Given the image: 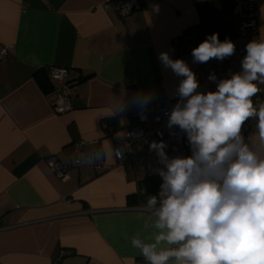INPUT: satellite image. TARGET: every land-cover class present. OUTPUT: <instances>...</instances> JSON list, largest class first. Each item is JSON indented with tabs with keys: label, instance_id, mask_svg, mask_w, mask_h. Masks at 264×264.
<instances>
[{
	"label": "crops",
	"instance_id": "0c3cea01",
	"mask_svg": "<svg viewBox=\"0 0 264 264\" xmlns=\"http://www.w3.org/2000/svg\"><path fill=\"white\" fill-rule=\"evenodd\" d=\"M257 7L264 36V0ZM234 16V0H0V264H147L131 239L148 235L144 207L160 185L146 191L136 157L118 162L115 138L149 125L148 96L176 97L181 78L160 52L182 58L199 86L216 84L217 59L191 52L212 33L233 40ZM53 65L73 69V110L54 111ZM250 140L264 157L258 134ZM81 141L110 167L59 177L49 160L70 162Z\"/></svg>",
	"mask_w": 264,
	"mask_h": 264
},
{
	"label": "clouds",
	"instance_id": "9594fccd",
	"mask_svg": "<svg viewBox=\"0 0 264 264\" xmlns=\"http://www.w3.org/2000/svg\"><path fill=\"white\" fill-rule=\"evenodd\" d=\"M158 11V6H153ZM240 71L217 79L214 91H198L195 73L182 59L160 52L165 69L180 77L176 105L167 126L186 133L190 156L169 157L164 141H153L163 167L156 172L161 184L148 195L142 231L131 246L147 264H264V157L242 134L246 121L255 120V132L264 145V36L245 46ZM235 53L230 39L208 35L192 49L194 63ZM102 149L79 160L95 164Z\"/></svg>",
	"mask_w": 264,
	"mask_h": 264
},
{
	"label": "built area",
	"instance_id": "2783aa9c",
	"mask_svg": "<svg viewBox=\"0 0 264 264\" xmlns=\"http://www.w3.org/2000/svg\"><path fill=\"white\" fill-rule=\"evenodd\" d=\"M135 9L132 4H124L120 7V12L124 15L131 14ZM234 15L236 20L237 33L232 42L235 44L234 55L216 62V72L218 78L229 77L232 73L240 71L241 60L246 55L245 46L254 38L259 39V10L257 0H234ZM8 48L0 45V59L7 54ZM73 69L66 66L53 65L48 68V79L55 83L53 87V97L51 104L56 113H64L75 108L74 92L77 90V83L71 80L70 75ZM260 87L264 88V85ZM216 84H205L199 86L198 91H214ZM178 97L169 99L167 96L159 98H146L147 110L152 116L148 126L142 125L130 126L126 131L115 138L114 154L118 162H128L129 158L136 157L141 166L147 171L149 176H157L156 169L163 167L159 163L155 151L150 150L149 145L153 142L164 141L167 144L165 151L169 157L190 156L191 150L188 144L186 133L174 126H167L168 113L176 105ZM264 101V92L258 93L254 98V103ZM255 132V120L245 122L242 128V134L247 136ZM87 142H79L78 149L70 162L62 163L54 159L49 160L52 170L63 177L66 173L75 167H82L89 164H82L78 161L87 156L84 145ZM95 170L107 169L110 166L98 161L91 164ZM146 208V207H144Z\"/></svg>",
	"mask_w": 264,
	"mask_h": 264
},
{
	"label": "trees",
	"instance_id": "16d2710c",
	"mask_svg": "<svg viewBox=\"0 0 264 264\" xmlns=\"http://www.w3.org/2000/svg\"><path fill=\"white\" fill-rule=\"evenodd\" d=\"M234 21H235V25H236V20H235V16H234ZM236 33H237V29H236ZM148 182H147V187H146V191L149 192L150 194H154L156 192V190L158 189L160 183H161V177L159 175L157 176H150L148 178ZM155 179V182L153 183L152 180ZM146 181H147V178H146ZM146 181H145V184H146Z\"/></svg>",
	"mask_w": 264,
	"mask_h": 264
},
{
	"label": "rangeland",
	"instance_id": "374dc122",
	"mask_svg": "<svg viewBox=\"0 0 264 264\" xmlns=\"http://www.w3.org/2000/svg\"><path fill=\"white\" fill-rule=\"evenodd\" d=\"M143 170V174H147V171L145 169H142Z\"/></svg>",
	"mask_w": 264,
	"mask_h": 264
}]
</instances>
